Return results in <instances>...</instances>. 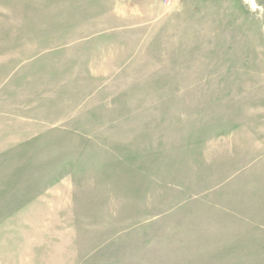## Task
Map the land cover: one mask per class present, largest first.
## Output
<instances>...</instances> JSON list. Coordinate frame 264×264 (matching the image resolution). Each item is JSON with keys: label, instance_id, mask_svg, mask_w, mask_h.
Masks as SVG:
<instances>
[{"label": "rangeland", "instance_id": "obj_1", "mask_svg": "<svg viewBox=\"0 0 264 264\" xmlns=\"http://www.w3.org/2000/svg\"><path fill=\"white\" fill-rule=\"evenodd\" d=\"M0 264H264V0H0Z\"/></svg>", "mask_w": 264, "mask_h": 264}]
</instances>
